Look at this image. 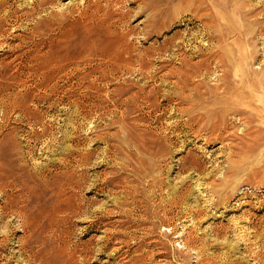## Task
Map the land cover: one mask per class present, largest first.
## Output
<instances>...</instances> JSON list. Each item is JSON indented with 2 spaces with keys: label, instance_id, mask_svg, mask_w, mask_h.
I'll return each mask as SVG.
<instances>
[{
  "label": "rangeland",
  "instance_id": "1",
  "mask_svg": "<svg viewBox=\"0 0 264 264\" xmlns=\"http://www.w3.org/2000/svg\"><path fill=\"white\" fill-rule=\"evenodd\" d=\"M258 76L264 0H0V264H264Z\"/></svg>",
  "mask_w": 264,
  "mask_h": 264
},
{
  "label": "bare ground",
  "instance_id": "2",
  "mask_svg": "<svg viewBox=\"0 0 264 264\" xmlns=\"http://www.w3.org/2000/svg\"><path fill=\"white\" fill-rule=\"evenodd\" d=\"M219 51V50H218ZM221 59V58H220ZM245 60L246 59H242V61H243V63L242 64H246V62H245ZM224 76V75H223ZM244 77H242V81L240 82V84L242 85V88H246V87H249V86H256L257 88H258V91L259 90H261L260 88H262V87H264V79H261L259 76L256 78V79H253V80H251L249 83H245L244 82ZM236 84V83H235ZM235 86H237V84L236 85H233L231 88L232 89H230L231 91L234 89V90H236L235 88ZM238 88V87H237ZM226 91V90H225ZM228 91V90H227ZM227 91H226V93H227ZM259 92H261V94L263 93L264 94V90H261V91H259ZM229 93H230V91H229ZM225 94V93H224ZM255 95H256V93H254ZM227 95V94H226ZM224 96V95H223ZM222 96V97H223ZM225 97V96H224ZM255 99H256V96H255ZM263 99H264V97L263 98H260L259 100L262 102L263 101ZM224 101H226V102H224V103H227V105H228V103H229V99L228 98H225L224 99ZM254 101V100H253ZM252 101V102H253ZM256 101V100H255ZM257 102V101H256ZM247 103V102H246ZM250 103V102H249ZM258 103V102H257ZM262 103H264V102H262ZM227 109V108H226ZM237 111V110H236ZM235 111V112H236ZM244 112V111H243ZM264 114V108H261V109H259L258 110V113H257V115L258 116H260L259 114ZM232 114V113H231ZM239 114H241V113H239ZM236 115V114H235ZM221 131V130H220Z\"/></svg>",
  "mask_w": 264,
  "mask_h": 264
}]
</instances>
